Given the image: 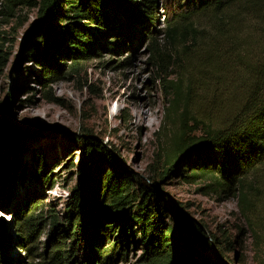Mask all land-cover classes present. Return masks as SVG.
I'll return each mask as SVG.
<instances>
[{"label":"trees","instance_id":"1","mask_svg":"<svg viewBox=\"0 0 264 264\" xmlns=\"http://www.w3.org/2000/svg\"><path fill=\"white\" fill-rule=\"evenodd\" d=\"M189 3L187 11L167 23L165 47H160L149 33L151 60L161 67L165 96L169 97L166 117L173 124L177 117L186 119L172 133L161 157L162 164L165 173L176 170L193 184L208 178V186L215 193L236 195L247 220L242 209L248 203L246 189L249 180L264 169V42L257 52L244 45L234 48L233 44L240 34L239 22L264 23V0ZM23 5L37 8V25L30 34L33 40L26 48V60L41 68V81L47 84L67 70L77 71L83 61L93 58L95 50H100L112 34L113 23L122 18L144 19L150 24L157 12L156 0H3L0 14L7 21L17 18V9ZM218 39L230 44L224 53L230 75L238 69L251 84V90L234 113L215 124L219 109L216 90L221 85ZM121 44L117 41L114 47ZM201 52L206 58L200 63V71H210L207 79H214L210 88L214 92L211 101L198 100L197 111L192 114L194 89L199 87L205 92L209 86L203 75L194 76L193 72L192 64ZM184 72H188L186 79ZM0 135H4L0 148L12 145L13 135ZM73 142L80 152L79 177L63 216L65 227L57 225L59 218L54 213L47 216L52 233L58 235L56 245L47 255L35 258L32 244L36 243L41 232L37 229L45 218L39 201L30 199L18 211L17 243L28 254L27 260H20L19 264L126 263L128 245L137 239L142 255L134 264H194L195 255L204 264H214L207 255L213 245L201 225L176 211L172 212L171 223H165L168 211L159 206L157 191L150 183L127 174L104 145L82 137ZM40 160L41 157L39 169H44ZM16 161L5 159L0 150V199L9 193ZM44 173H35V180L41 185L45 182ZM39 208L41 211L36 214ZM230 246L232 250L234 245ZM6 254L0 224V264H10Z\"/></svg>","mask_w":264,"mask_h":264},{"label":"rangeland","instance_id":"2","mask_svg":"<svg viewBox=\"0 0 264 264\" xmlns=\"http://www.w3.org/2000/svg\"><path fill=\"white\" fill-rule=\"evenodd\" d=\"M189 1L156 0L157 12L150 24L144 19L121 18L113 23L114 30L105 41L109 46L101 45L77 71L67 70L48 84L41 81V68L26 60V48L33 39L25 38L37 25V8L20 6L17 18L9 21L0 14V132L13 135L12 145L0 150L5 159L17 160L9 193L0 199V224L10 264L28 258L25 248L17 243V226L18 211L32 198L39 201L45 219L37 229L41 232L31 253L36 252L35 258L47 255L56 245L58 235L52 233L47 216L54 213L59 218L57 225L65 227L63 216L79 177L80 152L73 142L78 137L104 145L127 174L150 183L157 191L159 206L168 211L165 223H171L172 212L176 211L201 225L213 245L207 255L214 264H264V169L249 180L248 203L242 206L246 220L236 195L215 193L208 186V178L193 184L176 170L165 173L162 164L172 133L186 119L177 117L173 124L166 117L169 97L165 96L161 67L151 60L149 33L160 47H165L167 23L187 11ZM237 30L240 34L234 48L244 45L251 52L260 50L264 23L239 22ZM117 41H122V46L114 47ZM218 42L221 85L216 90L219 109L215 124L234 113L251 90L238 69L230 75L228 59L224 57L230 44L223 39ZM201 53L192 64L194 76L203 75L204 82H209L210 71H200V63L206 58ZM184 74L183 78H188V72ZM211 81L214 79H210L205 92L199 87L194 89L192 114L197 111L198 100H212ZM142 105L148 116L145 125L138 126L134 109ZM40 157V167L44 169H39ZM41 170L45 172L43 185L35 180V173ZM40 211L39 208L35 213ZM230 243L234 245L232 250ZM141 255L137 239L128 245L126 263L116 260L114 264H134ZM193 261L204 264L196 255Z\"/></svg>","mask_w":264,"mask_h":264},{"label":"bare ground","instance_id":"3","mask_svg":"<svg viewBox=\"0 0 264 264\" xmlns=\"http://www.w3.org/2000/svg\"><path fill=\"white\" fill-rule=\"evenodd\" d=\"M148 116L145 105L138 106L134 109L135 124L138 126L145 125V118Z\"/></svg>","mask_w":264,"mask_h":264},{"label":"water","instance_id":"4","mask_svg":"<svg viewBox=\"0 0 264 264\" xmlns=\"http://www.w3.org/2000/svg\"><path fill=\"white\" fill-rule=\"evenodd\" d=\"M29 36H30V34L25 38V40L28 39Z\"/></svg>","mask_w":264,"mask_h":264}]
</instances>
